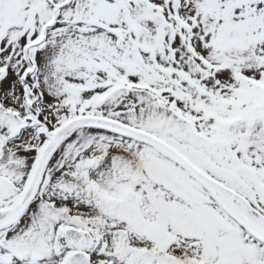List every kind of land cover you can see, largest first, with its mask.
Segmentation results:
<instances>
[{
	"label": "snow or ice",
	"instance_id": "obj_1",
	"mask_svg": "<svg viewBox=\"0 0 264 264\" xmlns=\"http://www.w3.org/2000/svg\"><path fill=\"white\" fill-rule=\"evenodd\" d=\"M0 264H264V0H0Z\"/></svg>",
	"mask_w": 264,
	"mask_h": 264
}]
</instances>
